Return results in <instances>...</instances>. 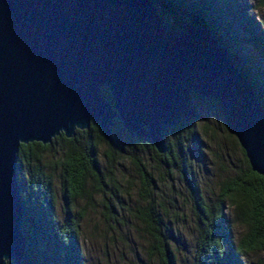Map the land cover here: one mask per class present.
I'll use <instances>...</instances> for the list:
<instances>
[{
	"label": "water",
	"instance_id": "obj_1",
	"mask_svg": "<svg viewBox=\"0 0 264 264\" xmlns=\"http://www.w3.org/2000/svg\"><path fill=\"white\" fill-rule=\"evenodd\" d=\"M105 88L109 103L101 96ZM214 98L250 171L264 176V108L209 32L172 28L149 0H0V264L26 259L19 144H49L90 123L165 151L162 129Z\"/></svg>",
	"mask_w": 264,
	"mask_h": 264
},
{
	"label": "trees",
	"instance_id": "obj_2",
	"mask_svg": "<svg viewBox=\"0 0 264 264\" xmlns=\"http://www.w3.org/2000/svg\"><path fill=\"white\" fill-rule=\"evenodd\" d=\"M158 15L172 28L189 23L206 29L214 42L225 49L232 66L250 85L254 97L264 108V71L260 68L255 50L264 57V43L257 23L246 12L226 0H149ZM238 17L239 27L234 28L233 17ZM250 44L252 49H246ZM101 96L109 103L111 97L105 88ZM192 101L205 102L220 118L222 127L240 153L242 167L221 183L217 202L207 205L199 191L187 156L186 142H197L198 131L194 119H186L175 126L162 129L166 149L158 154L148 140L130 139L118 120L109 127L111 141L107 142L96 124L86 130H75L74 136L54 137L49 144L37 142L19 144L16 153V179L21 192L24 216L21 232L26 241V259L20 264H84L78 241V215L70 217V204L78 198L90 200L91 192L101 195L103 209L111 212L118 202L113 189L115 181L112 168L116 158L129 157L139 179L142 205H135L133 216L139 221L149 239V250L157 255L161 264H174L170 248V228L155 203L152 181L138 152L152 153L156 162L166 172L173 169L188 190L193 215L198 223L196 253L193 264H243L241 253L264 250V201L261 191L264 180L250 171L242 149L233 134L225 127L220 108L214 98H201L193 93ZM197 114V113H196ZM171 133L172 139H168ZM58 143V185L66 218L59 221L55 214V195L52 176L44 166V156L53 144ZM103 144L101 156L107 165L102 172L98 163V149ZM197 145V144H196ZM90 181V185H88ZM234 211V221L243 228L240 239L234 243L231 223L223 215V204ZM5 264H12L6 262Z\"/></svg>",
	"mask_w": 264,
	"mask_h": 264
},
{
	"label": "rangeland",
	"instance_id": "obj_3",
	"mask_svg": "<svg viewBox=\"0 0 264 264\" xmlns=\"http://www.w3.org/2000/svg\"><path fill=\"white\" fill-rule=\"evenodd\" d=\"M246 12L257 23V29L264 43V0H226ZM234 28L239 27L234 16ZM246 49H252L245 44ZM264 71V57L251 50ZM197 115L193 118L198 131L197 142L188 140L187 156L191 171L200 194L207 205L217 202L221 183L231 177L241 167L240 153L224 131L220 118L203 101H192ZM168 133V139H172ZM197 144V145H196ZM59 144L46 152L43 162L52 176L55 195V214L59 221L66 218L64 203L60 196L58 176ZM104 145L98 149V163L102 172L108 168L101 156ZM141 162L152 181L155 203L160 205V213L170 228V248L174 254V264H193L196 253L198 223L192 212L189 193L178 174L156 162L152 153L138 152ZM115 181L113 187L118 202H114L111 212L103 209L101 195L91 192L90 200L78 198L70 204V217H78V241L84 264H161L156 254L149 250V239L141 224L133 216L135 205H142L139 179L127 155L117 157L111 169ZM90 185V181L87 183ZM223 215L231 223V236L236 243L243 234V228L234 221V211L222 206ZM243 264H264V250L241 253Z\"/></svg>",
	"mask_w": 264,
	"mask_h": 264
},
{
	"label": "snow or ice",
	"instance_id": "obj_4",
	"mask_svg": "<svg viewBox=\"0 0 264 264\" xmlns=\"http://www.w3.org/2000/svg\"><path fill=\"white\" fill-rule=\"evenodd\" d=\"M261 179L264 180V177H261ZM261 200L264 201V188L261 191Z\"/></svg>",
	"mask_w": 264,
	"mask_h": 264
}]
</instances>
